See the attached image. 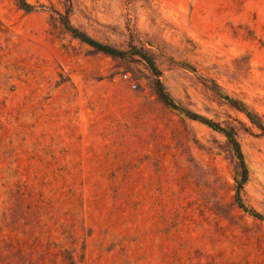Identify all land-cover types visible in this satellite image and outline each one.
I'll use <instances>...</instances> for the list:
<instances>
[{
  "label": "rangeland",
  "instance_id": "1",
  "mask_svg": "<svg viewBox=\"0 0 264 264\" xmlns=\"http://www.w3.org/2000/svg\"><path fill=\"white\" fill-rule=\"evenodd\" d=\"M26 1L0 0V264H264L227 138L135 55L234 130L264 216V135L224 97L264 125V0Z\"/></svg>",
  "mask_w": 264,
  "mask_h": 264
},
{
  "label": "trees",
  "instance_id": "2",
  "mask_svg": "<svg viewBox=\"0 0 264 264\" xmlns=\"http://www.w3.org/2000/svg\"><path fill=\"white\" fill-rule=\"evenodd\" d=\"M19 3H20L21 8L23 10H25L26 12H32L35 10V8L32 5H30L26 0H19ZM56 13L60 17V19L62 20L65 28L72 34V36L74 38H77V39L81 40L82 42L86 43L87 45L95 48L96 50L103 52L105 54L111 55V56L125 57L129 54L128 52H123V51L117 50L113 47L103 45V44L95 41L94 39H92L91 37L86 35L85 33L81 32L77 28H75L71 24L67 15H62L58 12H56ZM135 55H138L139 57H141L146 62L147 66L149 67L151 72L157 78L156 88H157L158 94L167 106H169L170 108L184 114L189 119H191L193 121L200 122V123L206 125L207 127H209L210 129H212L213 131L223 134L227 138L229 144L232 147V150L234 151L236 158L238 159V161L240 163V176L238 178L239 180H238L237 195H236V199H237V202L239 204V207L242 210H244L245 212L252 215L253 217H255L257 219L264 220V216H262V215L258 214L257 212L249 209L248 207H246L244 205V203L242 202V199L240 198V192H241L244 184L248 181L249 172H248V167H247V164L245 161L243 151L241 149L240 143L238 142V140L236 138V134H235L234 130L224 128L220 124L215 123V122H213V121H211V120H209V119H207V118H205L199 114H196V113H193L189 110H186L185 108H183L179 104H177L176 101L174 100V98L171 96V94L167 91L163 82L160 80L162 73L158 69V67L156 66L155 62L144 53L137 52ZM182 66L187 67L191 71L195 72L194 68H192L191 66H188L187 64H182ZM214 85H215L214 86L215 91L218 93H221L219 90V86L217 84H214ZM224 97L231 104H233L235 107H237L238 109L243 111L247 115V117L250 119L251 123L255 127H257L262 132V134L264 135V125L261 123V121L259 120V118L256 114H254L253 112H250L248 110L247 106L244 105L243 103L238 102L236 100H233L229 96H224Z\"/></svg>",
  "mask_w": 264,
  "mask_h": 264
}]
</instances>
